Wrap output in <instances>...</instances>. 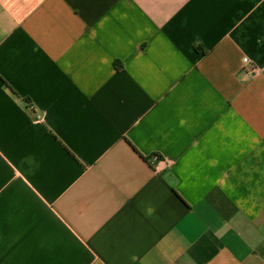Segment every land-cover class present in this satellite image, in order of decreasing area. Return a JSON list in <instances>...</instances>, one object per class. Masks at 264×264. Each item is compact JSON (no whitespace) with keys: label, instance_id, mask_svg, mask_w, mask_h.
Instances as JSON below:
<instances>
[{"label":"crops","instance_id":"1","mask_svg":"<svg viewBox=\"0 0 264 264\" xmlns=\"http://www.w3.org/2000/svg\"><path fill=\"white\" fill-rule=\"evenodd\" d=\"M0 264H264V0H0Z\"/></svg>","mask_w":264,"mask_h":264},{"label":"built area","instance_id":"2","mask_svg":"<svg viewBox=\"0 0 264 264\" xmlns=\"http://www.w3.org/2000/svg\"><path fill=\"white\" fill-rule=\"evenodd\" d=\"M244 61L247 63L248 62V58H245ZM252 72L257 73L258 72V69L255 68V69L252 70Z\"/></svg>","mask_w":264,"mask_h":264}]
</instances>
